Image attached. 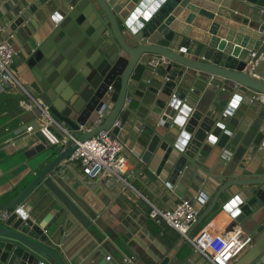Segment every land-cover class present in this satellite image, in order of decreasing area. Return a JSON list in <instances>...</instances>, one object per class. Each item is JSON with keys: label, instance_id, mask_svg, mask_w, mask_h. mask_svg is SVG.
<instances>
[{"label": "water", "instance_id": "1", "mask_svg": "<svg viewBox=\"0 0 264 264\" xmlns=\"http://www.w3.org/2000/svg\"><path fill=\"white\" fill-rule=\"evenodd\" d=\"M189 1L33 0L26 13L20 14V7L14 10L18 17L6 29L11 35L32 15L43 17L57 49L48 55L43 48L26 43V62L39 81L37 100L81 141L103 129L119 135L130 113L141 120L131 101L127 102L128 94L135 93L129 88L134 71L146 56L170 59L169 66L157 69V74L166 80L154 87L156 91L149 88L155 93L148 116L151 121H141L151 133L143 134L140 140L144 147L141 176L150 181L151 176L165 174L163 184L169 189L186 176L194 177L197 169L202 171L197 158L207 143L222 149L239 144L243 132L234 121L235 113L246 106L249 92L264 93V0H236L243 4L237 7L239 12L248 11L253 23L250 29L240 27L238 34L231 32L228 42H233L236 35L234 45H225L223 51L216 49V39L208 41L206 37L202 41L201 35L195 36L189 28L184 30L175 20ZM231 1L225 0L224 4ZM206 6L212 12L215 9L210 4ZM256 22L263 25L258 27ZM243 32L251 33L255 41L245 39L246 46L241 45ZM59 36L67 39L61 43ZM144 77L145 74L137 80L138 85L149 83ZM207 97H211L209 102ZM262 118L258 130L251 132L256 133L252 145L264 150ZM36 135L40 143L26 151L29 158L49 145L39 132ZM243 144L251 145L246 141ZM62 147L59 155L12 201L0 203V209L9 212L0 219V264H70L51 243L54 235L48 231L54 221L43 225L48 210L37 215L39 203L32 208L19 207L30 202L40 186L60 200L48 181L60 176L59 168L77 145L68 140ZM159 148L164 155L154 171L151 166ZM227 179L194 222L189 235L205 218L222 209L232 218L233 226L240 225L252 238L264 233V171L232 174ZM234 185L239 189L233 190ZM222 194L227 197L223 201ZM201 198L203 202L208 200L205 194ZM198 255L210 264L206 257ZM169 260L166 256L156 262L166 264ZM254 264H264V254Z\"/></svg>", "mask_w": 264, "mask_h": 264}, {"label": "crops", "instance_id": "2", "mask_svg": "<svg viewBox=\"0 0 264 264\" xmlns=\"http://www.w3.org/2000/svg\"><path fill=\"white\" fill-rule=\"evenodd\" d=\"M32 1L0 0V21L6 29L18 17L14 10L20 7V14H24ZM224 3L225 0H191L175 20L179 25H183L184 30L189 28L188 31H195V36L201 35L202 41L206 37H209L208 41L216 39V49L223 51L225 45H234L236 35L231 39L233 42H228L231 32L238 34L240 27L245 25L250 29L253 23L248 11L239 12V8L243 6L242 2L232 0L229 4ZM206 4L214 6V11L212 12ZM8 17H13V20L10 21ZM256 25L261 27L263 24L256 22ZM48 29V25H44L43 17L34 14L13 32L12 37L6 32L18 52L12 70L36 99L40 90L39 81L26 62V43L34 48H43L48 55L52 54L57 47L56 41L50 38ZM58 39H61L62 43L67 37L59 36ZM245 39L249 43L252 39L255 41L249 32H243L241 45L246 46L243 44ZM151 56L140 60L129 84V88L134 89L135 93L128 94L127 98V102L131 101L133 111L143 122L151 121L148 116L155 102V93L149 88L156 91L154 87H159L166 80L158 75L157 71L152 72L147 68V59ZM143 74L149 83L138 85L137 80ZM241 93L246 95L245 91ZM251 93L249 92L248 96ZM248 96L246 106L239 108L234 116V121L243 132L239 144H228L222 149L217 144L207 143L206 149L202 150L197 158L202 171L197 169L194 177L186 176L181 182L177 181L173 189L163 184L165 174L151 176L150 181L141 176L140 158L144 147L140 140L143 134H150L151 131L130 113L125 126L119 132V136L127 142L125 153L130 157L123 173L126 182L114 177H110L108 181L91 179L83 173L79 163L65 161L59 168L60 176H56L54 181H48L60 195V200L40 186L32 200L24 203V206L32 208L39 203L37 215L43 210H48L43 225L54 221L48 231V234L54 235L51 243L70 264H158L156 259L166 256L170 257L166 264H205L177 230L165 220L155 222L149 213L152 207L162 211L173 208L183 198H196L195 202L202 213L232 174L264 171V150L252 145L256 133L251 132L257 131L263 123L264 106L249 104ZM210 98L207 97L206 102H209ZM23 102L30 108H24ZM38 115V107L25 91L19 87L8 86L4 90L0 88V203L12 201L63 148L61 145L51 144L45 151L31 158L27 157L26 151L40 143V140L36 134L22 140L21 132L18 131L24 130L27 125H34L39 130L41 123ZM51 130L57 136H63L58 126L54 125ZM243 141L251 145L246 146ZM157 151L158 155L151 166L154 171L164 155L162 149ZM232 189L239 188L234 185ZM203 194L208 196V200L204 202L201 201ZM226 198V195L222 194V201ZM218 206L219 204L216 208ZM209 223H214L219 232L241 227L233 226L232 218L222 209L205 218L193 229L191 235H196ZM263 254L264 233L253 238L251 245L231 264H254ZM108 256L111 257L110 260L107 259Z\"/></svg>", "mask_w": 264, "mask_h": 264}, {"label": "built area", "instance_id": "3", "mask_svg": "<svg viewBox=\"0 0 264 264\" xmlns=\"http://www.w3.org/2000/svg\"><path fill=\"white\" fill-rule=\"evenodd\" d=\"M12 37V34L10 35ZM18 55L6 35V26L0 21V88L19 87L25 91L39 109L38 120L41 123L37 130L34 125H27L21 132L22 140L39 132L49 145H64L68 140H72L76 145V150L68 157L67 161L79 163L83 173L91 179H104L108 181L114 177L122 182H126L123 173L130 161L126 155L127 142L119 135H113L111 130H100L92 138L81 141L62 127L51 115L48 108L34 98L19 81L12 65ZM255 55V54H253ZM261 59H264V54ZM172 61L164 56L154 55L147 59V68L156 72L159 67H167ZM169 79V78H167ZM112 88L110 87V90ZM251 105L264 106V93L252 92L248 96ZM24 108L30 106L23 102ZM102 119H98L101 123ZM56 125L61 129L63 136H57L51 128ZM119 125V122L116 123ZM81 129H84L82 126ZM229 159V158H227ZM196 198H183L178 201L175 207L162 211L152 207L149 216L155 222L160 223L165 220L171 227L177 230L181 236L188 241L194 252L200 253L210 264H231L237 257L251 245L253 238L243 228H232L223 232L216 230L214 223H209L199 233L192 236L189 231L201 213L200 207L196 204ZM20 208L24 204L19 205ZM9 212L0 209V219H5ZM111 259L110 256L107 257Z\"/></svg>", "mask_w": 264, "mask_h": 264}]
</instances>
